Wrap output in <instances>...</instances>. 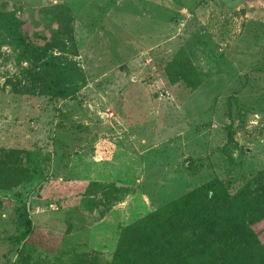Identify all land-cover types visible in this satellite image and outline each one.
<instances>
[{
    "label": "rangeland",
    "instance_id": "374dc122",
    "mask_svg": "<svg viewBox=\"0 0 264 264\" xmlns=\"http://www.w3.org/2000/svg\"><path fill=\"white\" fill-rule=\"evenodd\" d=\"M58 5L84 73L74 98L13 93L14 53L0 48V153L38 152L43 169L0 192V264L73 253L105 264L120 227L212 179L233 194L264 168V0H0L34 39L48 37ZM180 48L201 77L193 92L163 73ZM114 182L125 188L116 200L103 195ZM22 205L32 232L16 256ZM252 229L264 245V220Z\"/></svg>",
    "mask_w": 264,
    "mask_h": 264
},
{
    "label": "trees",
    "instance_id": "16d2710c",
    "mask_svg": "<svg viewBox=\"0 0 264 264\" xmlns=\"http://www.w3.org/2000/svg\"><path fill=\"white\" fill-rule=\"evenodd\" d=\"M49 14L54 28L48 37L34 39L14 10L0 9V48L11 49L17 68L4 86L18 95L62 101L74 98L85 79L74 59L77 52L69 9L53 6ZM163 73L169 84L179 83L190 92L201 85L200 74L183 48L165 63ZM226 130L222 150L230 163V149L236 145L231 126ZM0 154V192L31 182L34 176L42 177L38 152ZM230 184L229 179H212L120 227L105 264H264V245L252 229L264 220V168L247 178L233 194L229 192ZM118 185L109 184L103 195L109 193L116 200L125 191ZM14 213L21 229L10 238L20 246L15 249L18 256L31 235L32 224L24 205ZM84 259L88 264L99 263L95 257L73 253L67 264H84ZM18 264L25 263L19 260Z\"/></svg>",
    "mask_w": 264,
    "mask_h": 264
}]
</instances>
